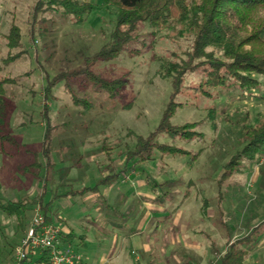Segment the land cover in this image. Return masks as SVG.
<instances>
[{"label": "rangeland", "instance_id": "rangeland-1", "mask_svg": "<svg viewBox=\"0 0 264 264\" xmlns=\"http://www.w3.org/2000/svg\"><path fill=\"white\" fill-rule=\"evenodd\" d=\"M36 1L0 0V77L19 78L6 86L12 103L11 132L19 150L0 156V205L10 200L32 202L43 195V204H51L48 212L54 223L73 233V249L86 264H103V259L106 264H217L230 238L243 239L255 228L256 212L264 219V196L261 201L259 190L264 180L254 186L251 179L263 170L262 164L255 165L260 155L220 182L225 163L244 145V125L264 114V99L246 101L223 91L225 97L211 101L188 90L178 99L188 106L178 110L172 122L201 121L198 131L205 138L176 144L201 154L194 159L192 154L156 153L148 162L128 158L136 144L134 135L147 136L157 129L171 96L170 83L156 74L158 63L152 56L164 55L168 49L187 51L192 36L184 30L179 34V26L153 35L145 28L117 59L95 63V73L126 81L118 98L92 93L93 105L82 107L59 84L46 100L49 80L59 72L81 69L86 58L109 40L117 15L102 0H90L94 9L79 22L64 16L61 9L34 18ZM13 23L21 29L27 52L10 61L5 35ZM260 79L264 95V79ZM84 84L72 81L82 98L89 93L78 89ZM45 105L53 127L52 164L31 182L21 169L34 160L45 163L41 153L47 129ZM213 108L210 118L208 110ZM158 140L170 142L162 135ZM37 207L27 206L23 228L0 209V261L9 260ZM257 239L254 235L251 245L242 248L255 249ZM255 252L248 251L245 264H264L263 259L253 260L264 252L262 248Z\"/></svg>", "mask_w": 264, "mask_h": 264}, {"label": "trees", "instance_id": "trees-1", "mask_svg": "<svg viewBox=\"0 0 264 264\" xmlns=\"http://www.w3.org/2000/svg\"><path fill=\"white\" fill-rule=\"evenodd\" d=\"M102 3L107 9H116L117 20L109 40L97 53L86 58L85 65L81 69L59 72L49 80L44 89L46 100L52 97L53 88L59 84H62L70 94L72 102L82 107L88 108L93 105L90 102L92 93L106 95L112 99L118 98L126 89V81L120 77L109 80L95 73L92 70L95 63L117 59L128 50L132 42L142 36L141 31L145 28H148L150 31L147 32L153 35L157 31L171 30L179 26V34L183 35L185 31L192 36L191 48L187 51L168 49L164 55L152 56L158 63L156 74L170 83L171 96L157 129L147 136L134 135L136 144L133 150L128 152V158L136 157L138 162H148L156 153L173 157L192 154L194 159L201 154V151L195 153L176 144L177 142L191 144L205 138V134L198 131L201 121H188L182 125L172 122L178 110L188 106V103L178 100L188 90H193L211 101L225 97L223 91L232 92L235 97L246 101L252 98L264 99L263 84L260 79H264V0H102ZM58 9L62 10L64 16L79 22L94 9V4L90 0H50L49 2L37 0L34 6V18L46 10ZM22 37L20 27L13 23L8 34L5 35L10 61L19 59L27 52L23 49ZM150 48L153 49V46ZM19 49L20 51L15 55L11 54L12 51ZM73 80L85 83L82 89L79 87L78 89L89 92L86 97L82 98L78 92V95L75 93ZM18 81L17 77H0V156H8L10 152L19 150V144L11 132L12 103L7 98L6 91L7 85L16 84ZM46 108L47 106L44 120L47 129L41 150L45 163L34 160L21 169L23 174L28 173L31 182L40 179L42 168L48 169L52 164L50 140L53 127ZM214 109L208 110L210 118ZM221 112L224 115L228 113L226 108ZM246 116L250 122L248 112ZM243 132L244 145L225 163L226 171L220 182L238 171L244 162H254L257 156L261 155L264 150V114H259L255 123L244 125ZM161 135L170 142H160L158 137ZM42 196H38L32 202L10 200L1 204L0 209L23 228V212L30 204L38 205L47 222L54 223L55 217L48 212L51 204H43ZM219 196L222 198L221 195ZM262 224L264 222L243 239L233 242L230 238L227 249L219 254L217 264H244L248 251L241 247V243L244 241L250 243ZM73 238V233L65 234L63 231L59 248L67 246L73 248ZM15 247L11 252L12 256ZM47 260L46 251L33 263L47 262ZM31 262L29 257L21 264Z\"/></svg>", "mask_w": 264, "mask_h": 264}, {"label": "built area", "instance_id": "built-area-1", "mask_svg": "<svg viewBox=\"0 0 264 264\" xmlns=\"http://www.w3.org/2000/svg\"><path fill=\"white\" fill-rule=\"evenodd\" d=\"M259 164L264 163V150L261 152ZM63 229L55 223L47 222L40 207L35 209V216L24 237L15 247L14 260L17 264L28 260L35 253L43 256L48 252L47 262L36 264H83L82 257L71 247H61L60 239Z\"/></svg>", "mask_w": 264, "mask_h": 264}, {"label": "crops", "instance_id": "crops-1", "mask_svg": "<svg viewBox=\"0 0 264 264\" xmlns=\"http://www.w3.org/2000/svg\"><path fill=\"white\" fill-rule=\"evenodd\" d=\"M257 163V162H256ZM259 163H257V164H255V165H258ZM254 165V166H255ZM261 165V164H260ZM262 166H263V170H260L259 172L257 171V172H254V174H252L253 175V177L251 178L252 179V182L254 183V186L256 185V184H258V183H260V182H262L263 180H264V163L262 164ZM251 182V181H250ZM250 182H249V184H250ZM264 182V181H263ZM264 186V184L261 186V188L259 189L260 190V193H262L261 195H260V200L262 201V199H263V196H264V190H263V187ZM258 190V191H259ZM258 194V193H257ZM258 200V199H257ZM261 201H260V203L259 204H261ZM264 211V210H263ZM260 212H256V215H255V217H256V219L257 220H259L258 222H257V224L256 225H254L255 227H257L258 225H260L261 223H263L264 222V219H262L263 217H261L260 218ZM259 217V218H258ZM254 228H252L251 230H250V232H249V234L252 232V230H253ZM64 233L65 234H68V233H70L69 231H67V230H65L64 231ZM24 235H25V232H24ZM24 237V236H23ZM256 237L258 238L257 240H258V243L256 244V247H255V249H252V248H249V252H251V250H254V251H256L255 252V254L257 253V252H259V249H261L262 248V250L264 251V224H262V226L260 227V229L258 230V232H257V234H256ZM252 241V240H251ZM19 244V242L15 245V246H17ZM246 244H248V246H250L251 245V242L250 243H245V244H243V245H241V247H243V246H246ZM227 245V247H228V243L226 244ZM14 246V247H15ZM14 247H12V250H13V248ZM252 247V246H251ZM12 250H11V252H12ZM254 256H256L255 257V259H253L254 260V262H257L256 260H258L259 258L260 259H263L264 260V252L262 253V254H260V257H257L258 255H254ZM10 257H11V261H9L10 260ZM39 258H41V255H40V253L38 252V253H35V254H33L32 256H31V263L30 264H34L33 262H35L36 260H38ZM257 258V259H256ZM9 260H2V261H0V264H10V263H12V264H17L16 262H15V260H14V257L12 256V254L11 253H9ZM247 261V260H246ZM246 261H245V263H246ZM102 262H103V264H106V259H103L102 260ZM244 263V264H245ZM28 264V263H27ZM83 264H86V263H84L83 262Z\"/></svg>", "mask_w": 264, "mask_h": 264}]
</instances>
